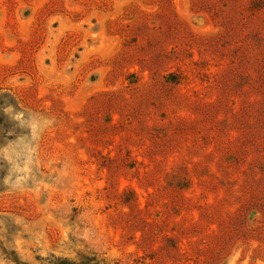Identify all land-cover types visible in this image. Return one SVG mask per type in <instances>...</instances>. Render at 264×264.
<instances>
[{"label": "rangeland", "instance_id": "rangeland-1", "mask_svg": "<svg viewBox=\"0 0 264 264\" xmlns=\"http://www.w3.org/2000/svg\"><path fill=\"white\" fill-rule=\"evenodd\" d=\"M264 264V0H0V264Z\"/></svg>", "mask_w": 264, "mask_h": 264}, {"label": "trees", "instance_id": "trees-1", "mask_svg": "<svg viewBox=\"0 0 264 264\" xmlns=\"http://www.w3.org/2000/svg\"><path fill=\"white\" fill-rule=\"evenodd\" d=\"M57 264H108L104 261H100L97 257L80 256L76 261H69L67 259L57 260Z\"/></svg>", "mask_w": 264, "mask_h": 264}]
</instances>
